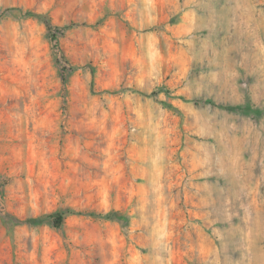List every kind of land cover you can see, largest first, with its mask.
Masks as SVG:
<instances>
[{
  "label": "rangeland",
  "instance_id": "1",
  "mask_svg": "<svg viewBox=\"0 0 264 264\" xmlns=\"http://www.w3.org/2000/svg\"><path fill=\"white\" fill-rule=\"evenodd\" d=\"M0 264H264V0H0Z\"/></svg>",
  "mask_w": 264,
  "mask_h": 264
},
{
  "label": "trees",
  "instance_id": "2",
  "mask_svg": "<svg viewBox=\"0 0 264 264\" xmlns=\"http://www.w3.org/2000/svg\"><path fill=\"white\" fill-rule=\"evenodd\" d=\"M25 14H29V15H32L34 17H36L38 20H40L45 28H46V31L48 32L50 38L52 40H55V42H58V33L60 31L59 27H56L54 26L52 23H51V20L48 16H46L45 14H42V13H35V12H30V11H26ZM57 60L58 61H63V63H65V65L68 63V59L64 56V54H60L59 57H57ZM63 70H72L74 69V66H70V67H66V66H63L62 67ZM90 71L93 73V68H90ZM90 90L94 93L95 90H94V83L93 81H91V85H90ZM133 92H137L141 95H146V96H150V95H154V92H150L149 94L145 93L144 91H141V90H138V89H135V88H132L131 89ZM102 92H108L107 90H104ZM165 104V102H162ZM227 109L229 110H233L235 109V107L233 106H226ZM69 215H89L91 217H94L96 219H103V220H120L122 217H123V213L120 212L119 210H114V209H111L107 212H96V211H85V210H75L73 208H68L66 210H63V211H56L52 214H46V215H41V216H38V217H35V218H26L24 220H22L23 222H35L38 220H48L50 221V223H52L54 226L58 227V226H61L65 217L69 216Z\"/></svg>",
  "mask_w": 264,
  "mask_h": 264
}]
</instances>
